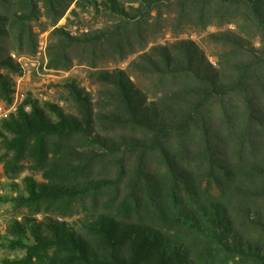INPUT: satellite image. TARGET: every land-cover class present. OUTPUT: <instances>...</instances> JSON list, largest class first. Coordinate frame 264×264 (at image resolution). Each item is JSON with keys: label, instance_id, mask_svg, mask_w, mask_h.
<instances>
[{"label": "trees", "instance_id": "1", "mask_svg": "<svg viewBox=\"0 0 264 264\" xmlns=\"http://www.w3.org/2000/svg\"><path fill=\"white\" fill-rule=\"evenodd\" d=\"M71 2L109 22L52 29L47 65L85 62L97 95L67 79L57 101L27 91L0 117V246L21 254L0 262L264 264V0H0L7 105L9 48L33 51L30 22Z\"/></svg>", "mask_w": 264, "mask_h": 264}, {"label": "rangeland", "instance_id": "2", "mask_svg": "<svg viewBox=\"0 0 264 264\" xmlns=\"http://www.w3.org/2000/svg\"><path fill=\"white\" fill-rule=\"evenodd\" d=\"M75 12H71V10ZM109 22V18L107 16H96L93 10L87 8L82 9L80 7L75 6L74 2H71L62 16L59 17L54 23H52V19L45 14H43L42 10L40 16L32 20L30 22L33 34L36 39L35 48L33 51L28 52L26 47H23L22 50L14 48L11 46L9 48L10 53H15L20 56L22 59V64L17 65L19 67L18 74H12V79L14 82L13 85V100L10 105H7L4 101L0 99V112H3L7 108H11V105L15 102L18 103L21 101L22 97L27 91L32 92L36 97L40 99H51L57 101L62 94H65V89L62 84L68 79H74L79 82V85L84 87L86 91L91 93L93 97H96L97 85L92 83L89 80L87 72L91 69L85 62H77L76 59H72L71 65L65 69L64 67H49L47 65L48 56H47V47L50 42V32L55 27L63 26L64 29L69 33V35L77 36L83 32H89L96 30L100 27H103L105 23ZM213 30V27H209L208 31ZM158 33V32H157ZM163 35L157 36L156 40L159 43H164L167 40H172L171 34L169 33L168 28H164L161 30ZM154 34L147 33L146 39L148 40L149 45L152 43V36ZM181 37H190L194 39L199 46L204 49L209 60L215 64V59L211 56L213 46L207 43L203 38L205 36L204 32L202 34H198L195 32L188 31L185 34H180ZM44 45V47H43ZM8 46V45H7ZM42 46V48H40ZM138 45H135L136 49ZM77 49V48H76ZM74 51H76L74 49ZM107 52V51H103ZM102 52V53H103ZM77 52H73L75 54ZM86 54H82V58L85 57ZM136 54H129L122 60H119L118 56H114L115 58L112 60L108 57L101 58L98 55L97 62L98 65H104V67L98 66L97 68H125L128 61L132 59ZM60 104H63V101H58ZM16 105V104H15ZM2 117V116H0ZM8 180L5 179L2 175V167L0 164V193L10 192V188L8 186ZM17 180V179H15ZM7 205H0V231L4 229L7 219L11 216L10 212H7ZM16 255H21L16 251H9L5 247L0 246V259L1 258H13ZM0 264H4L0 262Z\"/></svg>", "mask_w": 264, "mask_h": 264}, {"label": "built area", "instance_id": "3", "mask_svg": "<svg viewBox=\"0 0 264 264\" xmlns=\"http://www.w3.org/2000/svg\"><path fill=\"white\" fill-rule=\"evenodd\" d=\"M43 47H44V45H43ZM40 48H42V46H40ZM10 56L12 57V59L14 60V61H16V62H18L19 64H22V59H21V57L20 56H18V55H16L15 53H10ZM15 102L11 105V108H7L6 110H4L3 112H0V116H5L7 113H8V111H10L11 109H13L14 107H15ZM0 109H1V107H0Z\"/></svg>", "mask_w": 264, "mask_h": 264}]
</instances>
